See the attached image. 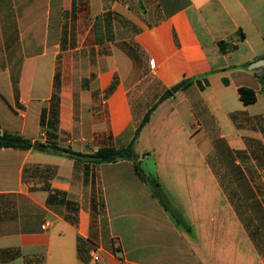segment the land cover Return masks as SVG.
I'll use <instances>...</instances> for the list:
<instances>
[{"label": "crops", "instance_id": "obj_1", "mask_svg": "<svg viewBox=\"0 0 264 264\" xmlns=\"http://www.w3.org/2000/svg\"><path fill=\"white\" fill-rule=\"evenodd\" d=\"M261 75L264 0H0V134L122 148L170 90L134 150L181 216L128 160L0 147V264H264Z\"/></svg>", "mask_w": 264, "mask_h": 264}, {"label": "trees", "instance_id": "obj_2", "mask_svg": "<svg viewBox=\"0 0 264 264\" xmlns=\"http://www.w3.org/2000/svg\"><path fill=\"white\" fill-rule=\"evenodd\" d=\"M224 43L220 42L219 46L221 50H224ZM260 83L264 88V75L259 77ZM239 97L245 105H249L256 100V93L252 88L249 87H240L238 89ZM171 94L170 90H167L165 94H163L160 99L149 109V111L145 114L143 120L138 125L135 133V137L131 140V142L122 147H102L99 148L96 152L92 154H83L80 152H75L68 148H59L50 145H44L41 143H33L30 139L24 138L17 134L12 133H3L0 134V147H8L15 149H29L31 147L38 148L43 151L54 152L59 151L60 154L72 158L74 160H81L88 163L100 164L107 162H116L119 160H128L132 163L133 169L136 174L149 186L152 195L159 201L161 206L169 212L172 218L176 221H179L180 215L178 212L173 209L169 203V200L165 193L163 192L160 183L158 180L152 177H148L140 167V162L138 160V155L134 150V143L139 134L141 128L147 123L150 113L152 110L158 105L159 102L164 100L168 95Z\"/></svg>", "mask_w": 264, "mask_h": 264}, {"label": "water", "instance_id": "obj_3", "mask_svg": "<svg viewBox=\"0 0 264 264\" xmlns=\"http://www.w3.org/2000/svg\"><path fill=\"white\" fill-rule=\"evenodd\" d=\"M261 64H262V63L256 62L255 66H259V65H261ZM180 85H182V83L179 84V85H177V86H175V87L172 88L171 90H172L173 92H175V91L177 90V88H178Z\"/></svg>", "mask_w": 264, "mask_h": 264}, {"label": "built area", "instance_id": "obj_4", "mask_svg": "<svg viewBox=\"0 0 264 264\" xmlns=\"http://www.w3.org/2000/svg\"><path fill=\"white\" fill-rule=\"evenodd\" d=\"M42 228L43 229L46 228V224L42 225ZM97 258H98V256H95V259H97Z\"/></svg>", "mask_w": 264, "mask_h": 264}, {"label": "rangeland", "instance_id": "obj_5", "mask_svg": "<svg viewBox=\"0 0 264 264\" xmlns=\"http://www.w3.org/2000/svg\"><path fill=\"white\" fill-rule=\"evenodd\" d=\"M141 167V166H140Z\"/></svg>", "mask_w": 264, "mask_h": 264}]
</instances>
